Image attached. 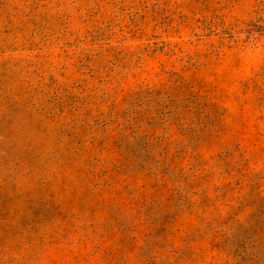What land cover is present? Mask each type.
Listing matches in <instances>:
<instances>
[{
	"label": "rangeland",
	"instance_id": "rangeland-1",
	"mask_svg": "<svg viewBox=\"0 0 264 264\" xmlns=\"http://www.w3.org/2000/svg\"><path fill=\"white\" fill-rule=\"evenodd\" d=\"M0 264H264V0H0Z\"/></svg>",
	"mask_w": 264,
	"mask_h": 264
}]
</instances>
